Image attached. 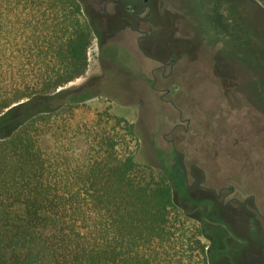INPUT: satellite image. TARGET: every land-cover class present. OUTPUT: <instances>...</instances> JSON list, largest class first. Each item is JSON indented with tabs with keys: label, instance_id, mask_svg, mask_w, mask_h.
Masks as SVG:
<instances>
[{
	"label": "trees",
	"instance_id": "16d2710c",
	"mask_svg": "<svg viewBox=\"0 0 264 264\" xmlns=\"http://www.w3.org/2000/svg\"><path fill=\"white\" fill-rule=\"evenodd\" d=\"M92 41L79 0H0V264H210L167 176L137 163L134 124L83 121L94 94L63 91Z\"/></svg>",
	"mask_w": 264,
	"mask_h": 264
},
{
	"label": "rangeland",
	"instance_id": "374dc122",
	"mask_svg": "<svg viewBox=\"0 0 264 264\" xmlns=\"http://www.w3.org/2000/svg\"><path fill=\"white\" fill-rule=\"evenodd\" d=\"M79 1L89 17L95 9L101 18L91 23L84 14L95 32L88 69L63 88L94 94L77 106L78 117L90 121L110 107L134 124L137 163L167 176L176 203L205 229L210 264H264L262 4L135 0L152 23L149 58L139 34L115 37L133 18L125 8L121 17L114 2ZM159 60L166 78L155 70ZM155 78H162L159 91Z\"/></svg>",
	"mask_w": 264,
	"mask_h": 264
},
{
	"label": "flooded vegetation",
	"instance_id": "af4514ba",
	"mask_svg": "<svg viewBox=\"0 0 264 264\" xmlns=\"http://www.w3.org/2000/svg\"><path fill=\"white\" fill-rule=\"evenodd\" d=\"M106 1H110V2H114L115 3V9L117 8V12L119 13V15H121V17H125L124 13H123V8L126 9L127 13H128V17H130V15H133L132 20L127 24V25H123L122 27H120V31H117V34L115 35V37L118 38H123L125 36V31L128 29L129 31L133 32V33H137L139 34V37L137 38V43H138V48L141 51V53L145 56V57H149L151 58L150 55V51H151V41H150V31H151V25L152 23L149 21V13H146L145 15H143V11L144 9L142 8V4L139 6V8L135 7V0H129L128 3H123L122 5H120L118 2V0H106ZM146 3L148 2V0H144ZM90 17L84 12V14L86 15V17L88 18V20L90 19L91 23L92 22H96L99 21V18L101 17H95L97 16V12L95 9H91L90 10ZM101 15V13H99ZM98 14V15H99ZM93 16V17H92ZM91 28L93 29V24L90 25ZM93 34L95 33L94 30L92 32ZM113 35V34H112ZM110 37V36H109ZM143 41V42H142ZM161 65L157 68H155V70L160 71L161 72V77L162 78H166L168 75L166 74L167 71V64L165 62H163L162 60H159ZM173 62H175L173 60ZM172 71V69H171ZM146 72H143V76L145 77ZM162 78L157 79L155 78V82H154V89H156L157 91L161 90V86L162 83H160V81L162 80ZM158 85V87H156ZM167 92H169V89H167ZM222 191L219 192V195L221 194Z\"/></svg>",
	"mask_w": 264,
	"mask_h": 264
},
{
	"label": "water",
	"instance_id": "95a60500",
	"mask_svg": "<svg viewBox=\"0 0 264 264\" xmlns=\"http://www.w3.org/2000/svg\"><path fill=\"white\" fill-rule=\"evenodd\" d=\"M62 90V89H61ZM60 91V90H59Z\"/></svg>",
	"mask_w": 264,
	"mask_h": 264
}]
</instances>
